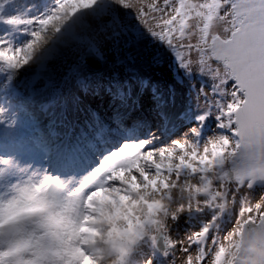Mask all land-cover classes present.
I'll return each instance as SVG.
<instances>
[{
    "label": "snow or ice",
    "instance_id": "6c2138e0",
    "mask_svg": "<svg viewBox=\"0 0 264 264\" xmlns=\"http://www.w3.org/2000/svg\"><path fill=\"white\" fill-rule=\"evenodd\" d=\"M146 36L204 85L143 136L100 65ZM45 186L0 264H264V0H0V222Z\"/></svg>",
    "mask_w": 264,
    "mask_h": 264
},
{
    "label": "rangeland",
    "instance_id": "374dc122",
    "mask_svg": "<svg viewBox=\"0 0 264 264\" xmlns=\"http://www.w3.org/2000/svg\"><path fill=\"white\" fill-rule=\"evenodd\" d=\"M31 3L32 0H29ZM40 8V5H37ZM42 10V9H41ZM12 9H8V13H11ZM29 14H37L35 11ZM159 51L163 56V63L160 65H154L151 62V52ZM114 68V69H113ZM111 69V70H110ZM100 70L104 72L106 79L110 78L112 81L120 83L118 79H121L123 87L132 88L134 85L148 86L154 91L157 87L164 88L166 90L165 100H173L176 103V108L183 101L189 100V90L194 94L198 87L204 85L202 78L196 73H186L179 68V65L175 62L174 56L163 46L154 42L151 37L146 36L141 44L139 50H133L131 59L122 64H113L110 60L108 65L101 64ZM174 74H172L171 72ZM162 82H166L165 84ZM170 84V87H168ZM175 91V96H172V92ZM157 91V90H155ZM154 91V92H155ZM150 96L152 94H149ZM131 99H127V104L131 103ZM182 105V104H180ZM184 104L182 107L184 108ZM155 118L157 113L153 115ZM105 118V117H104ZM106 119V118H105ZM139 120L144 121V118Z\"/></svg>",
    "mask_w": 264,
    "mask_h": 264
},
{
    "label": "bare ground",
    "instance_id": "6f19581e",
    "mask_svg": "<svg viewBox=\"0 0 264 264\" xmlns=\"http://www.w3.org/2000/svg\"><path fill=\"white\" fill-rule=\"evenodd\" d=\"M114 69V68H113ZM111 70V69H110ZM105 71H103L104 73ZM171 72V71H170ZM172 73V72H171ZM174 74V72L172 73ZM120 83L115 81H112L110 78L106 79L104 77V84L107 85H114V84H119L121 87V90L126 93V99H132L131 103L127 104L126 112H127V117L129 119V122L134 124L136 123L139 119H133V115L136 113L140 117V119L144 118V123L145 127L140 130V134L143 136H147L150 132H155L157 128L160 125V120L159 118H155L153 115L157 113L158 106H161L165 108L166 110H169L171 112H176V111H182L183 108L179 107L182 106L183 104L185 105L187 102H181L178 105V108L175 107L177 105L176 103H179L180 101H173L165 100V94L166 90L164 88H156L154 89L157 91H153L152 89H148L150 87L140 85L136 86L134 85L132 88H126L123 87L121 79H118ZM166 83V82H162ZM170 87V84L169 86ZM115 90V89H113ZM173 91V90H171ZM149 94H152L151 96ZM91 108L95 109L101 116L105 117L106 119L110 118L112 115V112L114 110V102L109 95H97V96H88L85 101ZM120 101H116L115 104H120ZM80 118H83L82 114ZM175 129H170V131H174ZM166 138V135H165Z\"/></svg>",
    "mask_w": 264,
    "mask_h": 264
},
{
    "label": "clouds",
    "instance_id": "9594fccd",
    "mask_svg": "<svg viewBox=\"0 0 264 264\" xmlns=\"http://www.w3.org/2000/svg\"><path fill=\"white\" fill-rule=\"evenodd\" d=\"M46 192H47V186L42 188L39 191V193L29 201V206L20 209H14L12 212H10L5 217V219L2 222H0V226H2V224L4 223H11L23 216L32 215L37 212L39 213L47 212L51 207V205L47 199Z\"/></svg>",
    "mask_w": 264,
    "mask_h": 264
}]
</instances>
